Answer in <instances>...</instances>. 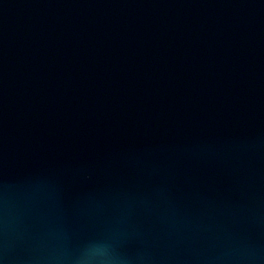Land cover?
<instances>
[{
  "label": "water",
  "instance_id": "obj_1",
  "mask_svg": "<svg viewBox=\"0 0 264 264\" xmlns=\"http://www.w3.org/2000/svg\"><path fill=\"white\" fill-rule=\"evenodd\" d=\"M0 264H264V0H0Z\"/></svg>",
  "mask_w": 264,
  "mask_h": 264
}]
</instances>
